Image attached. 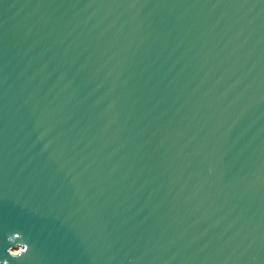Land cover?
Masks as SVG:
<instances>
[{"label":"water","instance_id":"water-1","mask_svg":"<svg viewBox=\"0 0 264 264\" xmlns=\"http://www.w3.org/2000/svg\"><path fill=\"white\" fill-rule=\"evenodd\" d=\"M264 264V0H0V257Z\"/></svg>","mask_w":264,"mask_h":264},{"label":"clouds","instance_id":"clouds-1","mask_svg":"<svg viewBox=\"0 0 264 264\" xmlns=\"http://www.w3.org/2000/svg\"><path fill=\"white\" fill-rule=\"evenodd\" d=\"M7 247L4 249L0 264H10L11 260H22L30 252L28 238L20 231L6 234Z\"/></svg>","mask_w":264,"mask_h":264}]
</instances>
